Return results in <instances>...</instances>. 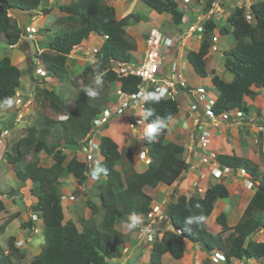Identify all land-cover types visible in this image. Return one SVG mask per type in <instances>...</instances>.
I'll return each instance as SVG.
<instances>
[{"label": "trees", "instance_id": "16d2710c", "mask_svg": "<svg viewBox=\"0 0 264 264\" xmlns=\"http://www.w3.org/2000/svg\"><path fill=\"white\" fill-rule=\"evenodd\" d=\"M41 1L0 0V35L6 45H18L22 49L30 71L33 69V58L25 51L23 43H20L24 32L17 19L9 15V10L16 8L31 13L40 7ZM141 1L158 14L170 15L169 22L174 26L179 27L183 23L185 12L176 0ZM212 1L206 0L203 12L208 11ZM58 8L60 14L49 25L39 29L40 32L48 33L50 40L47 49L38 52L35 57L51 77L59 83L68 81L74 87V104L63 119L43 118L37 126H29L12 145L11 152L5 155L18 181L31 182L29 193L35 199L31 210L42 220L44 244L27 264H106L120 258V244L124 234L116 225L126 221L132 214L142 216V225L145 224V217L153 203V198L145 188L153 189L159 184L173 188L163 213V223L166 222L169 229H162L161 237L150 244V264H164L162 255L165 253H170L173 259L183 258L187 242L197 243L206 253L221 252L228 263L233 260L247 263L252 259L264 258V241L252 238L257 228L264 230V172L259 171L245 155L215 154L220 165L234 172L244 169L257 184L238 221L230 226L227 213L222 211L215 218L220 230L211 232L206 219L219 199L229 197V190L223 181H218L207 186L203 193H180L175 182L188 170V164L183 157V144L167 139L169 128L156 143L149 142L143 134L142 144L150 158L143 170L135 166L129 148L119 147L110 136L101 135L98 148L102 160L94 168L100 165L107 171L101 175L102 181L95 187L98 202L86 200L91 210L89 218L81 215L75 221L65 215L60 192L61 179L71 175L80 184H84L87 181L85 173L88 166L75 155L68 157L64 148L80 145L91 128L92 119L109 105L112 94L110 87L118 83L120 89L128 94L138 90L141 83L139 77H119L113 66L136 61L133 53L137 44L128 34L127 28L138 23L140 17L129 12L116 18V10L110 0H70ZM247 8L254 16L253 22L246 18V6L236 4L223 24L213 18L206 19L202 25L198 49L186 50L184 53V58L198 76L204 78L210 75L212 87L216 90V99L211 108L216 115L235 110L247 115L254 107L245 98L254 99L258 89H264V0L254 1ZM50 10L42 9L45 14ZM216 30L220 35L231 34L234 38L233 48L223 51L225 69L233 75L230 81L206 68L207 55ZM90 34L104 38L93 55L99 70L105 73L103 87L94 99L87 97L84 92L94 79L92 62L82 70V85L78 84L77 79H70L67 67V58L72 49L89 38ZM20 77L19 67L8 55L2 56L0 104L15 95L20 87ZM36 90L56 110L61 109L64 102L54 88L49 90L37 86ZM148 92L155 91L150 88ZM149 108L154 109L158 116L171 115L173 119L180 112L177 101L164 98L158 103L144 102L143 110ZM151 119L146 122L150 123ZM1 133L2 129L0 137ZM240 139L241 150L244 152L246 139L241 129ZM41 152L51 158L49 165L40 164ZM27 155H31L32 159L26 160ZM11 191L6 189L2 194L12 196ZM4 209L0 199V212ZM201 215L205 218L203 222L190 225L185 223L188 217ZM98 216L99 221H96ZM21 226L26 227V224L22 223ZM15 241L16 237L11 235L5 246L0 244V264H17L13 258H25L26 252L17 247Z\"/></svg>", "mask_w": 264, "mask_h": 264}, {"label": "rangeland", "instance_id": "374dc122", "mask_svg": "<svg viewBox=\"0 0 264 264\" xmlns=\"http://www.w3.org/2000/svg\"><path fill=\"white\" fill-rule=\"evenodd\" d=\"M44 1L45 0H42L41 3H44ZM176 1L179 4H181L182 6H184L183 0H176ZM225 1L226 0H223V3L220 4L222 7H225V11H223L221 13H215V15H214L216 17V22L219 24H223L225 22V19H226L228 13H230V11L234 7V4L236 3V0H232V1L230 0L229 6H226L224 4ZM112 3H114L116 5V7L118 8V5H117L118 3L116 1H112ZM127 4H128V9L130 10V12L135 13V14L139 15V17H140V21L138 23H136L132 26H128V28H127L128 34L131 35L135 39L136 44H137V49L133 53L136 60L139 59L140 57H142V55H143V51H144L145 46H146L145 38L149 35L152 27H157L164 34L170 35V36L175 37L177 39L179 38L182 40V42L187 41L185 43V45H181V44L176 45V47L178 48V56L183 55V52H186V48H189L191 50L194 47H196V45H198L200 43V39L198 38V36L201 35V31L198 30L200 28V26L198 27V29L196 28V26L200 22H202L201 19L203 20L204 15H206V14H203L201 12L199 14L200 17L198 19H195V21H194V19L191 20L192 22L196 23V26L193 28H189L187 26L186 22H188L190 19L188 17V15H187L186 22L184 21L179 27H176L171 22H169V20H165L164 17L166 15V13H163V14L156 13L155 11L151 10L147 5H145L141 0H129ZM122 5H123V3H122ZM249 5H250V2L247 1L246 6H249ZM195 6H199V3H196ZM201 11H203V10L201 9ZM115 14H116V11H115ZM117 17H119V16L117 15L116 18ZM29 21H30V19H29ZM195 23H193V24H195ZM46 24H48V21ZM38 26H40L39 23H38ZM42 27H39V29ZM179 29H180V31H179ZM214 33L217 35L219 34L218 30H216ZM33 35H35L33 40L32 39L30 40L29 38L27 39V42L30 44L31 50H33L35 48L36 44H38V46L35 48V53H38L39 50L46 49L47 48L46 47L47 42H49V40H50L49 34L39 31V33L38 32L33 33ZM218 38H219V42H217V44L221 45V48L219 51H212L211 48L209 49V53L207 55V61H206L207 62L206 68L210 72V71H212L211 66H213L216 70V73L219 76H221L224 80L228 81L230 79V77L232 76V74L225 69V66H224L225 58L223 55V51L233 48L234 38L231 34L222 35V36L218 35ZM103 40L104 39L101 36L92 34L91 37H89L83 41V42L86 41L85 44L81 43L80 45L75 46L72 49V51L70 53L71 54L73 53L74 57L67 59V67H68V72H69L68 74H69L70 79H77L79 85L83 84V81L81 79L82 70L86 64H88L89 62H92L93 59L90 55L93 53L94 48H99L101 46ZM214 44H216V43L214 42ZM85 50L88 51V54H85V52H84ZM7 52H9V47L4 42H0V56H2L3 54H5ZM20 53L21 52L17 48H14L10 52V54L13 56V58H17ZM77 56H78V58H77ZM84 58H85V60H84ZM173 58L175 59L176 57L173 56ZM176 60L179 61V59H176ZM181 62L184 63V67L181 69V73H182L184 79L186 80L187 84H189L193 88H198L199 86H204L208 96H212V95L214 96L216 94V90L209 84L210 78H207V80H206V79H202L201 77H199L194 72L192 67L189 65L188 61L186 59H184L183 57L181 59ZM34 65L36 67L41 66L40 63H36V62H34ZM22 67H25V69L23 68L21 71V74H22L21 81H22L23 87H21L19 90H20V93L24 94L22 96L26 97L25 100L26 101L29 100V101H27V105H26L25 110H24V111H26V115L19 121V124H17V126H16L17 128L15 130L14 129H8V136H5L3 138L4 142L2 143L0 150L2 152L4 151V153L0 159V166H4L6 164V162L3 160V158L5 159L6 152H11V149H12L11 145H13V143L16 142L18 140V138L25 133V130L29 126H32V125L37 126L39 121L43 118L63 119L66 117L67 113L70 111V109L72 108V106L74 104L75 89L72 85L69 84L68 81L63 82V83H59V81L54 78V79H49L48 82H41V87H47L48 89L53 87L62 97L64 104H62L63 106L61 107L60 110H56L49 103L48 100L44 99L43 96H41L37 92L36 87L38 85H35L33 83L32 79H30V76H28L29 70H28L27 62L25 60L22 64ZM167 67H169V65L167 64V62H165V68L167 69ZM208 76H210V75H208ZM209 86H210V88H209ZM111 88H112V94H111V97L109 100L110 101L109 105L112 106V108H113L114 107L113 103L117 102V94L115 93V91L119 88V84L116 83L112 87H110V89ZM208 92H210V93H208ZM8 109L9 108H3L4 112H6ZM139 110L142 111V106H140ZM180 112L183 113V110H180ZM1 117H2V113H0V128L2 129L5 125V123L3 121H1V119H2ZM133 118H134V115H132V114L130 115V111L127 110L123 114V116L114 117L111 120V122H109L107 124L106 127L100 128L98 133H97V131H95V135L97 134V136H96L97 140H98L99 134L108 135L118 143L119 147L129 148L130 151L132 152V157H133L134 161L136 162L137 169L143 170L145 168V165H144V162H143L140 154H141V150H144V148L142 146V143H141V140L139 139V137L142 136L141 134H143V128H145L146 126L144 125L143 128L139 132L134 131V129L132 128V125H131L133 122ZM210 146H209V148H210ZM64 151L68 155V157L76 155L81 160L85 159L84 151H80L76 147L68 146V147L64 148ZM99 154L100 153L98 151L94 152L96 161L102 160V157H100ZM39 158H40V164L49 165L51 163V158L48 155H46L44 152L39 153ZM25 159L31 160L32 156L27 155ZM1 169H4V168H1ZM7 173L9 175V177H8V175H6V177H5V179L7 180L6 183L13 186V187L17 186L16 180H15L16 177H15L14 169L12 170L8 167ZM227 174H228V176H230V175L232 176V177H228L230 179L225 180V182H226L225 185H227L230 190L233 189V186H232L233 178H236V181L245 185V181H244L245 178H243L242 176L236 175V174L233 176L234 173H232V171H229ZM182 179L183 178H180L178 181H180ZM3 181L4 180H2V182ZM70 181H73L74 186H75L74 193L76 194V196H75V200H73V203H74L73 206H75L76 214H78L77 217H79L81 215L83 216L85 213L86 217L89 218L91 216V210H90V208L87 207L86 200L91 199V200L95 201L96 203L98 202V198L96 197V193H95V187L102 180H99L97 182L88 181L84 185L78 184L77 180L74 178H71ZM2 182L0 183V193L2 192V190L4 191L7 189V188H2ZM177 182H175V183H177ZM203 184L200 183L198 185L203 186ZM160 185L164 186V188L161 187ZM160 185L155 187L154 190H152L151 188H145L146 192L150 193L151 197L154 200L156 199L155 194L161 195V192L159 189H162L163 191L166 190L167 185H165V184H160ZM26 187H27V184H24L22 186V189L20 192L21 194L19 193L20 196L18 198H16L17 199L16 205H17V207L19 206L18 211L14 210L11 207L12 205H10L11 201L7 200L6 205L8 208L1 211V213H0V244L5 246L7 243L6 239H8V237L11 235H14L15 237L18 236L19 239H23V240L25 238V242H23V245L20 247L23 251L26 252V256L23 260H18L17 258H14V261L17 264H27L28 261L31 259V257L34 256L37 253V251H39V249L42 248V246L44 244V236H43V232H42V226H40L38 224V222L40 220H36L37 215L32 213L31 202H30L31 201V195L26 190ZM198 189L199 188L196 187L194 192H197ZM251 190H253V188ZM19 191L17 190L16 192H19ZM171 192H172V189L168 195L169 196L168 198H170ZM164 195H165V193L162 192V196L160 198H158V200L164 199ZM7 197L11 198L10 195H8ZM166 198H167V196L165 195V199ZM228 200H227L228 204L224 210V212L227 213V222L230 220L229 219L230 217L235 216V215H237V213H239L240 209H242V207H243V204H242L243 200L245 201L246 198H243L241 195H239V192H236L235 197H233V200L232 199H228ZM165 203H167V201ZM235 203H236V205H234ZM215 207H216V205H215ZM69 208H70L69 206L65 207V209H64L65 215L67 217H71L73 220L76 219V221H77V217L75 218V216L73 215L72 211ZM217 209H218V207H217ZM217 209L214 210V212H213L214 214H216L218 212ZM80 213H83V214H80ZM31 214H32V216H31ZM96 221H99V216L96 217ZM207 221H208V223H207L208 229L211 232H216L214 230V227L212 226V224L210 222V218ZM22 223H25L26 227H22L21 226ZM31 226H33V228ZM1 227H3V228L1 229ZM24 228L27 230V232ZM116 228L124 234V239L122 240L123 245L120 244V249H121L122 255H124V257H126L125 263H123V264H150L149 263V255H150L149 247L143 246L145 248L143 250H140L142 248V245L137 244V242L140 240L138 238V233H137L138 229H136L132 232H128L123 227V223L117 224ZM160 228L161 229L162 228L167 229L169 227L167 226V223L165 222V223H162ZM2 232H4V233H2ZM32 237H33V239L31 241L30 239ZM252 238L256 241H264V230L262 229L261 231H258L256 233L252 234ZM27 239H29V241H27ZM130 242H131V244H130ZM128 243H129V245H128ZM136 244L138 246V247L135 246L137 251L134 250V248L132 251L130 249H125V247H124V246L130 247L131 245H136ZM187 250H189V248H187ZM202 251H204V250L202 249ZM165 254L162 255L163 263L164 264H175V262H174L175 259H173L171 257V255L166 257ZM207 257H208L207 261H209V263L203 259L202 253L197 252V254H193V253L190 254V251H187L184 254V260L182 261V264H264V258L258 259V260L252 259L247 263H245V262L241 263V261H236V260L230 261V263L225 262V261H220V262L216 263V262H213L209 259L210 258L209 253H208ZM110 261H108L106 264H117L116 262L111 263Z\"/></svg>", "mask_w": 264, "mask_h": 264}, {"label": "crops", "instance_id": "0c3cea01", "mask_svg": "<svg viewBox=\"0 0 264 264\" xmlns=\"http://www.w3.org/2000/svg\"><path fill=\"white\" fill-rule=\"evenodd\" d=\"M69 1L70 0H45L44 3H41V5L38 9L34 10V15L32 16V19L29 21V25L30 26L34 25L35 27H38V28L42 27V26L49 25L53 21V19L57 15L60 14V10H59L58 6L65 4ZM112 1H116L118 3L117 4L118 8L116 7V5L114 3H112ZM128 1L129 0H110L111 4L114 5V7H115L116 16L117 15L119 16L117 18H121L130 12V10L128 9V4H127ZM185 1H188L186 3L189 6H190V4L191 5L194 4V8H195L194 12L187 11V13H186V17L188 15V17L190 18L188 22L192 23V21H191L192 19H194V21H195V19L200 17L199 13H200L201 8L199 6H195V4L198 3L199 1H195V0H185ZM229 1L230 0H226L224 2V4L226 6H229ZM240 1L241 0H236V3L240 2ZM122 3H123V5H122ZM235 4H234V7H235ZM200 6H202V4H200ZM43 8H50L51 10H50V12L45 14L42 11ZM186 17H185V19H186ZM164 18H165V20H170V15L166 14ZM47 21H48V24H46ZM38 23L40 24V26H38ZM179 31H180V29H179ZM91 36H92V34L90 35V37ZM34 37H35V35H32V37H30L29 39L33 40ZM0 38H1L0 42H4L1 35H0ZM27 39H28V36H24L21 43H23L24 48L30 54H34L35 48L38 46V44H36L35 48L33 50H31L30 44L27 42ZM186 42L187 41H183L182 44L185 45ZM217 42H219V38H218ZM85 43H86V41L82 42V44H85ZM47 46H48V42H47ZM198 46H199V44L196 45V47H194L193 49L196 50L198 48ZM219 47L221 48V45H219ZM14 48H17L21 52L17 58H13V56L10 54V52ZM186 49H188V48H186ZM39 51H41V50H39ZM84 52H85V54H88L87 50H85ZM6 54L11 58V61L14 64H17V66L19 67V69L21 71L23 68L25 69V67H22V64L24 62V53H23L22 49H20L19 47H9V52L3 54L2 56L6 55ZM2 56H0V58ZM72 57H74V55H73V53L72 54L70 53V55H68V59L72 58ZM77 58H78V56H77ZM84 60H85V58H84ZM211 69L215 70V68L213 66H211ZM215 72H216V70H215ZM28 74L30 76L29 72H28ZM232 77H233V75L230 77L229 80H231ZM201 78L207 80V78H210V76L204 77V78L201 77ZM209 84L212 86L211 80H209ZM21 87H23L22 81L20 83L19 89ZM209 88H210V86H209ZM19 89L17 90V92L20 93ZM208 93H210V92H208ZM213 97H216V94ZM245 100L250 106H253L254 109L252 108L250 110V112L247 115H245L244 117H242L240 120H237V121H233V120L232 121H220L217 125H212L211 119H208L205 116L204 111H203V107H202V102H200L201 104H199L198 110L196 112H191L190 110H185V111H183V113L179 112L178 116L176 118H174L172 120V123L170 124L169 134H168L167 139L170 141L179 142L181 144H185V143L190 144L193 141V136H194L193 131L195 129V119L196 118L200 119V122L202 124H204L205 128L207 129V131L209 133V140H210V143L208 145L209 151H212L215 153L245 155L257 166V169L259 171L264 172V89H258L257 96L254 99L246 97ZM12 109H13V106L8 109L9 111L7 110L6 112H4V110H2V114L3 113H9V115H10ZM255 109H257L258 112ZM2 120L3 119H1V121ZM7 123L8 122H5V124H7ZM240 129L243 131V135H245V139H246V145H245L246 150L244 152L241 150ZM139 139H140V137H139ZM209 146H210V148H209ZM199 152H201V151L197 148L196 153L191 155V160L188 163L189 167H188L186 174H184V176L182 177L183 178L182 180H180L176 183V186L179 188V191L182 194L190 195L191 193L194 192L196 187L199 188L197 191L203 193V191L205 190V188L207 186L221 180L219 178L213 177V175L211 173V169H217L218 167H213V166L209 165L208 163L204 164L201 161V157H200L201 154ZM3 153H4V151L2 152L0 150V159L3 155ZM3 160L6 162V164L5 165L3 164L4 166H0L1 168H4V169L0 168V183L2 182V180H4L2 182V188H7V191L12 189L13 191H11V192H13V193H12L11 198H8L5 194L2 195L1 194L2 192H1L0 193V199L4 203L5 209L8 208L6 205V203H7L6 201L10 200L11 201L10 205H12L11 207L14 210L18 211L19 206L17 207V205H16L17 204L16 198H18L20 196V194H21L20 192H21L22 186L24 184H27L26 190L29 192L31 182H29L28 180H27V182L26 181L25 182H19L18 179L16 178L15 180H16L17 186L13 187V186L7 184L6 183L7 180L5 179L6 175H8L7 168L9 167L10 169L13 170V166L11 164H9L6 161V159L3 158ZM134 164L136 166L135 161H134ZM8 177H9V175H8ZM230 177H232V176H230ZM71 178H73V176L69 175L68 178L65 177V178L61 179V181H62L61 192L64 195L62 198V203H63L64 209L67 206L70 207L69 209L72 211L73 215L76 218L78 216V214H76L75 206H73L74 203L67 196V195H72L74 193V189H75L73 181H70ZM228 179H230V178H228ZM222 181L226 184L225 180H222ZM200 183L201 184L204 183L203 186H199L198 184H200ZM160 186L164 188V186H162V185H160ZM232 186H233L232 190H230L229 187L227 186V188L229 190V197L225 198V199H219L216 202V207H214V208L217 209V207H218V209H217L218 212L216 214H214L213 212L215 209H213L210 216H208V218L206 219V223H208L207 220L210 218V222H211V224L214 227V230L216 232L220 230V227L217 226V224L215 223V218L217 215H219L220 212L225 210V208L228 204V201H229L228 199L233 200V197H235L236 192H239V195H241L243 198H246L245 201L243 200V203H242L243 207H242V209H240L239 213H237V215L229 218L230 220L228 221V224L230 226H232L240 218L245 206L247 205L249 199L251 198V196L254 192V190H251V188H248V187H246V185H243L242 183H239L238 181H236V178H233ZM154 189L155 188H153L152 190H154ZM171 189H173L171 186H169V187L166 186L165 191H163L162 189H159L161 192V195L155 194L156 199L155 200L153 199V202H155V203L157 202L156 204L160 207H163L164 205H166L165 202L166 201L168 202V200H169L168 195H169ZM17 190L18 191L20 190V191L16 192ZM4 191H6V190H4ZM162 192L165 193L167 198L165 199V195H164V199L158 200V198H160L162 196ZM148 194L151 195L150 193H148ZM33 201H35V199L33 197H31L30 202L32 203ZM234 205H236V203ZM161 213L163 214V212H161ZM84 215H85V213H84ZM31 216H32V214H31ZM85 217H86V215H85ZM36 220H40L38 222V224L40 226H42L41 219L37 217ZM75 221H76V219H75ZM31 227L33 228V226H31ZM26 232H27V230H26ZM2 233H4V232H2ZM18 239H19V237L16 236V240H18ZM32 239H33V237L30 240L32 241ZM27 241H29V239H27ZM130 244H131V242H130ZM137 244H139V242H137ZM137 244L131 245L130 247H127V246H124V247H125V249H130L133 251V248H134V250H136L135 246L138 247ZM128 245H129V243H128ZM186 247L189 248V250H187V248H186L185 252L190 251V254H192V253L197 254V252H200V253H202L203 259L209 263V261H207L208 253H206L205 251H202V248L197 243L187 242ZM40 249H39V251H40ZM140 250H143V249L141 248ZM39 251H37V253ZM169 255H170L169 253L165 254L166 257ZM125 259H126V257H124V255H122L119 259H114V260H111L110 262L111 263L116 262L117 264L118 263L123 264V263H125ZM183 260H184V257L181 259H175L174 262H175V264H182Z\"/></svg>", "mask_w": 264, "mask_h": 264}, {"label": "built area", "instance_id": "2783aa9c", "mask_svg": "<svg viewBox=\"0 0 264 264\" xmlns=\"http://www.w3.org/2000/svg\"><path fill=\"white\" fill-rule=\"evenodd\" d=\"M219 1L215 0L212 4L213 10L219 9ZM255 1V0H249ZM247 18L250 19V14H247ZM34 30V29H32ZM216 40V36L213 37ZM177 39L175 37L165 35L157 29H152L151 33L146 39V46L143 51L142 57L137 59L135 62L131 63H117L113 66L114 71L119 77L133 75L139 77L141 80L139 89L137 92L132 94H126L118 88L116 90L118 94L117 102L112 106L105 107L99 114H97L91 122L92 129L84 141L79 146L81 151L85 153V161L88 163L90 170L86 175L94 179L91 175L93 169H91V161L93 160V151L97 149V143L92 138L93 133L102 127L105 123L112 117L123 116V114L128 110L130 113L135 111L140 106H143V101L140 99V93L142 91H148L153 88L155 92H159L161 88L165 89L164 99H170L178 102L180 110H190L191 112H196L198 110V102L204 100L203 108L204 114L211 119L212 125H217L220 121L227 120H238L243 116L242 111H225L220 115H216L212 111V105L215 101L214 97L208 96L206 89L204 87L193 88L187 84L184 79L181 69L184 67V63L181 62L182 56H178V51L176 49L175 43ZM213 50H218L217 46H212ZM173 56L176 58L174 59ZM178 57V58H177ZM176 59H179L177 61ZM165 62L169 65L167 69L165 68ZM37 73L42 74L41 69L36 70ZM24 104L20 97L15 99V110H17V116L15 122L20 121L22 114L19 112ZM140 120L133 119L132 126H138ZM7 131H4V134ZM90 135V136H89ZM209 144V133L207 129L200 122V119H195V129L193 141L186 145V150L188 154L195 152V147H198L201 152V161L205 164L212 162L213 167H219L220 165L217 161L213 160L214 153L207 152ZM145 155V161H148L146 152L143 151ZM212 157V158H211ZM230 171L228 167H222L221 170L212 169V173L215 177H220L227 174ZM240 174H246L244 169H241ZM245 183L248 188L252 186V182L246 178ZM162 208L156 204H153L150 211L147 213L145 219L146 223L141 225L138 229L139 242L143 246H149L157 237L161 236L160 227L163 223ZM214 262L224 260V257L219 252H214L211 256Z\"/></svg>", "mask_w": 264, "mask_h": 264}, {"label": "clouds", "instance_id": "9594fccd", "mask_svg": "<svg viewBox=\"0 0 264 264\" xmlns=\"http://www.w3.org/2000/svg\"><path fill=\"white\" fill-rule=\"evenodd\" d=\"M195 1H199L198 3H199V7L203 10V8H204V6H205V3H206V0H195ZM215 0H213L212 1V4H213V2H214ZM247 1H249V0H241L240 2H237L236 4L238 5V6H246V2ZM255 1H257V0H255ZM183 4H184V6H182L181 4V6L183 7V9H184V12L185 13H187V11H190V12H194V10H195V8H194V4L193 5H191L190 4V6L189 5H187V3L186 2H188V1H185V0H183ZM250 2V4L251 3H253L254 1H249ZM221 3H223V0H220L219 1V9H216L215 8V10H213V12H210V10L212 9V4H211V7L208 9V11L205 13V12H203V11H201V9H200V13L202 12L203 14H206V15H204V18H203V20L201 19V21L202 22H200L197 26H196V23L195 22H192V23H189V22H186V20H187V17H186V14H184V20H183V22L185 21L186 23H187V26L189 27V28H193V27H195L196 26V28L198 29V27L200 26V28L198 29L199 31H201V29H202V25H203V22L206 20V19H209V18H213V19H215L216 20V17L214 16L215 15V13H221V12H223V11H225V8L224 7H222L220 4ZM200 4H202V6H200ZM235 4V5H236ZM250 6V5H249ZM249 6H246V11H245V14H246V18H247V14H250V16H251V18L250 19H248L247 18V20L248 21H250V22H253L254 21V16L248 11V8L247 7H249ZM26 12V11H25ZM231 12V11H230ZM29 14H30V20L32 19V16L34 15V11L33 12H28ZM199 13V14H200ZM32 14V15H31ZM202 14V15H203ZM229 14V13H228ZM9 15H10V13H9ZM200 16V15H199ZM185 17H186V19H185ZM29 19H28V21H27V25H26V28H25V31H23L24 32V35H22V38H21V40H20V43H21V41L23 40V37L24 36H28V38H30V37H32V35H33V33H39V28L38 27H35L34 25L33 26H30L29 25ZM198 19V18H197ZM18 21V20H17ZM193 23H195V25L193 24ZM201 24V25H200ZM32 29H34V30H32ZM152 29H157V30H159L157 27H152L151 28V30ZM193 30V29H192ZM159 31H161V30H159ZM162 32V31H161ZM27 33V34H26ZM150 33H151V31H150ZM150 33H149V35H150ZM163 33V32H162ZM164 34V33H163ZM91 35V34H90ZM149 35L145 38V41H146V39H148V37H149ZM166 35V34H165ZM218 35H220V34H218ZM218 35L217 34H215L214 33V36H216V40H214L213 39V37H212V40H213V44H212V46H217L218 47V50H213L212 49V46L210 47L211 48V50L212 51H219L220 50V47H219V45L217 44V41H218ZM170 36V35H169ZM220 36H222V35H220ZM90 37V36H89ZM103 38V37H102ZM198 38L200 39V35L198 36ZM104 39V38H103ZM177 39V38H176ZM214 42L216 43V44H214ZM5 43V42H4ZM49 43V42H48ZM177 44H181V45H183L182 44V40L181 39H177V41H176V43H175V46L177 45ZM8 46V45H7ZM24 46V45H23ZM8 47H19L18 45L16 46V45H13V46H8ZM48 47V46H47ZM20 48V47H19ZM21 49V48H20ZM25 49V48H24ZM47 49V48H46ZM97 49L98 48H94L93 49V53L90 55L91 57H92V64H93V72L95 73V75H94V79H93V82H92V85H90V86H87L85 89H84V92H85V95L87 96V97H89V98H97L98 96H99V94H100V92H99V90L103 87V84H104V75H105V73L104 72H102V71H100L99 70V66L97 65V63H96V60H95V58H93V55H94V53L97 51ZM176 49H177V51H178V48L176 47ZM198 49V48H197ZM196 49V50H197ZM43 50H45V49H43ZM186 50H190L189 48L188 49H186ZM191 50H193V49H191ZM25 51H27L26 49H25ZM42 51V50H41ZM41 51H39V52H41ZM183 52V51H182ZM24 53V52H23ZM27 53L28 54H30L28 51H27ZM184 53L185 52H183V55H181L183 58H184ZM35 54H37V53H34V54H30L31 55V57L33 58V62H36V63H40L41 64V66H35L34 64H33V69L30 71L29 70V65H28V63H27V65H28V70H29V73H30V79H32V81H33V83L35 84V85H38V86H40L41 87V82H48V80L49 79H54L53 77H51L48 73H47V70H46V68L44 67V65H42V63H41V61L39 60V59H37L36 57H35ZM70 55V54H69ZM68 59V58H67ZM185 59V58H184ZM24 60H25V55H24ZM26 61V60H25ZM27 62V61H26ZM122 63V62H121ZM125 63V62H124ZM189 63V62H188ZM15 65H17V64H15ZM116 65V64H115ZM190 65V64H189ZM37 69H41L42 71H43V73L42 74H39V73H37L36 72V70ZM114 70V69H113ZM21 76H22V74H21ZM28 76H29V74H28ZM20 83H21V77H20ZM140 85V84H139ZM199 87H204V86H199ZM42 88H46V89H48L47 87H42ZM53 87H51L50 89H52ZM120 88V87H119ZM205 88V87H204ZM19 89V88H18ZM17 89V90H18ZM49 89V90H50ZM138 89H139V87H138ZM121 90V89H120ZM122 91V90H121ZM138 91V90H137ZM136 91V92H137ZM165 89H163V88H161L160 90H159V92L157 93V92H148V91H142L141 93H140V99L143 101V102H145V103H147V102H156V103H158L160 100H162L164 97H165ZM115 93L117 94V92L115 91ZM125 93V92H124ZM135 93V92H134ZM207 93V92H206ZM126 94H128V93H126ZM132 94V93H131ZM22 95H24V94H22V93H19V92H17L16 91V93H15V95L12 97V98H8V99H6L5 101H3V103L2 104H0V107H3V108H11L12 106H13V109H12V111H11V113H10V115H9V113H3L2 114V121H4V123L5 122H8L7 124H5L4 125V127L2 128V133H1V137H0V147H1V145H2V143L4 142V140H3V138L5 137V136H8V129H16L17 127V124H19V121L18 122H15V118H16V116H17V110H15V99L17 98V97H20L21 99H22V102H23V104H24V106L23 107H21V110L19 111L23 116H22V118L26 115V111H24L25 110V107H26V105H27V101H29V100H25V98L26 97H23ZM208 95V94H207ZM211 97H213V96H211ZM117 98H118V94H117ZM215 99H216V97H214ZM200 102H202V107H203V103H204V100H201V101H199L198 102V106H199V104H201ZM115 103V102H114ZM113 103V104H114ZM144 104V103H143ZM108 106H110V105H108ZM105 107H107V105L105 106ZM104 107V108H105ZM3 108H2V110H3ZM103 108V109H104ZM140 108V107H139ZM139 108H137L135 111H132L131 113H130V115L132 114V115H134V118L135 119H138V120H140V124L138 125V126H132V128L134 129V131H136V132H139L142 128H143V126L145 125L146 127H145V129L143 128V134H144V137L149 141V142H151V143H156V142H158V140H159V137L161 136V134L167 129V128H169V126H170V124L172 123V120H173V117L171 116V115H168V116H166V117H161V116H158V115H156V113H155V111H154V109H145V110H143V106H142V111L141 110H139ZM102 109V110H103ZM2 110L0 111V113H2ZM101 110V111H102ZM180 110V109H179ZM186 110V109H185ZM184 109H183V111H185ZM9 111V110H8ZM203 111H204V108H203ZM99 114V113H98ZM206 116V115H205ZM245 115L243 114V116L242 117H244ZM115 117V116H114ZM114 117H112L109 121H108V123L109 122H111V120L114 118ZM152 117H155V119H151ZM207 117V116H206ZM241 117V118H242ZM21 118V119H22ZM133 118V119H134ZM208 118V117H207ZM240 118V119H241ZM20 119V120H21ZM94 119V118H93ZM92 119V120H93ZM151 119V122L150 123H147L146 121H149ZM209 119V118H208ZM240 119H238V120H240ZM227 121H232L231 119L230 120H227ZM233 121H235V120H233ZM237 121V120H236ZM92 122V121H91ZM108 123H105L102 127H100V128H103V127H106L107 126V124ZM90 125H91V123H90ZM132 125V124H131ZM203 126H204V124H203ZM205 127V126H204ZM99 128V129H100ZM1 129V128H0ZM92 129V126H91V128H90V130ZM99 129H97L96 131H97V133H98V131H99ZM7 131V133H5L4 134V131ZM90 130L88 131V133H87V135H86V137L88 136V134H90L91 135V133H89L90 132ZM194 132V131H193ZM143 134H142V136L140 137V140H141V143H142V138H143ZM194 134V133H193ZM89 135V136H90ZM101 135H104V134H99V137L101 136ZM96 136H97V134L95 135V132L93 133V135H92V138H93V140L95 141V143H97V146H98V144H99V137H98V140L96 139ZM108 136V135H107ZM21 137V136H20ZM19 137V138H20ZM85 137V138H86ZM18 138V139H19ZM84 138V139H85ZM88 138V137H87ZM84 139H83V141H84ZM82 141V142H83ZM81 142V143H82ZM81 143H80V145H81ZM209 143H210V140H209ZM14 144V143H13ZM79 145V146H80ZM186 145H188V144H183V146H184V152H183V157H184V159H185V162L188 164L189 162H190V160H191V155H193V154H195L196 153V149L198 148V147H195V152L194 153H190V154H188V151L186 150ZM209 145V144H208ZM12 146V145H11ZM79 146H76V148H78V150H80V148H79ZM142 146H143V144H142ZM208 147V146H207ZM143 148H144V150H141V158H142V160H143V162H144V165H146L149 161H150V158L148 157V155H147V151H146V149H145V147L143 146ZM199 149V148H198ZM200 150V149H199ZM81 151V150H80ZM95 151H98L99 152V148L97 147V149L96 150H94L93 151V160L91 161V169H93L92 170V172H91V175H92V177L94 178V179H91V178H89L87 175H86V173H88V171L90 170V168H89V166H88V163L85 161V159L84 160H82V161H84V162H86L87 163V166H88V171L85 173V176L87 177V181L84 183V184H86L88 181H91V182H97V181H99V180H102V174H106V169L105 168H103L102 166H100V165H97L95 168H94V165L95 164H97L99 161H96L95 159V155H94V152ZM143 151H145L146 152V157H147V159H148V161H145V157L144 156H142V155H145V153H142ZM201 151V150H200ZM208 153L209 152H212V151H207ZM100 153V152H99ZM200 153V152H199ZM212 153H214V157H213V160H215V161H217L216 159H215V152H212ZM76 156V155H75ZM99 156L100 157H102L101 156V154H99ZM212 158V157H211ZM79 159V158H78ZM188 161H187V160ZM79 160H81V159H79ZM205 164V163H204ZM209 165H211L212 166V162H210V163H208ZM220 165V164H219ZM47 166V165H46ZM188 167H189V164H188ZM222 167H226V166H222V165H220V168L218 167L217 169L218 170H221L222 169ZM14 169V168H13ZM230 171H232V173H234L233 175H240V176H242L243 178H248L251 182H252V188L255 186V184L253 183V181L256 183V181L251 177V175H249L247 172H246V174H240V170H238V171H236V172H234L232 169H230ZM15 172V171H14ZM187 172V171H186ZM186 172H184L185 174H186ZM211 173H212V169H211ZM212 175H213V173H212ZM184 176V174H182V177ZM231 176V175H230ZM230 176H228V174H224V175H222V176H220V177H215L214 175H213V177H215V178H219V179H221V180H219V181H222V180H226V179H228V177H230ZM181 177V178H182ZM65 178V177H64ZM74 178V177H73ZM75 179V178H74ZM77 180V179H76ZM253 180V181H252ZM245 181V180H244ZM27 182V181H26ZM30 182V181H29ZM62 182V181H61ZM78 182V181H77ZM177 182V181H176ZM100 183V182H99ZM224 183V182H223ZM62 184V183H61ZM78 184H80L79 182H78ZM84 184H80V185H84ZM225 184V183H224ZM257 184V183H256ZM79 185V186H80ZM245 185H246V183H245ZM246 187H247V185H246ZM250 187V188H251ZM251 188V189H252ZM3 192V191H2ZM60 192H61V186H60ZM194 193V192H193ZM2 194V193H1ZM30 194V193H29ZM3 195V194H2ZM61 195H62V198H63V193L61 192ZM7 196V195H6ZM68 196V198L71 200V201H73V200H75V196H76V194L75 193H73L72 195H67ZM32 197V196H31ZM168 203V202H167ZM166 203V204H167ZM32 204V203H31ZM153 204H156L155 202H153L152 203V205ZM62 205H63V203H62ZM157 205V204H156ZM164 207H165V205L163 206V207H161L162 208V212L164 213ZM63 209H64V207H63ZM34 214V213H33ZM38 217V216H37ZM39 218V217H38ZM41 219V218H40ZM204 217L201 215V216H195V217H188L187 219H186V221H185V223L186 224H188V225H190V224H192V223H201V222H203L204 221ZM41 222H42V220H41ZM142 223H143V217L142 216H140V215H137V214H132L126 221H124L123 222V227L125 228V230L126 231H128V232H132V231H134L135 229H137L138 227H140L141 225H142ZM169 227V226H168ZM139 229V228H138ZM162 229H165V228H162ZM162 229L160 228V232H161V235H162ZM167 229H169V228H167ZM185 230H187V231H190V229H185ZM138 232V231H137ZM161 237V236H160ZM160 237H158V238H160ZM139 238V237H138ZM23 242H25V238H24V240L23 239H18V240H16L15 241V245L17 246V247H19V248H21L20 246H22L23 245ZM139 242V241H138ZM139 244H141L140 242H139ZM2 245V244H1ZM142 245V244H141ZM4 246V245H3ZM145 247H149L150 248V245L149 246H145ZM145 247H143V245H142V249H144ZM41 250V249H40ZM214 252H219V251H214ZM214 252H212V253H210L209 254V257H210V259H211V261H213L212 260V258H211V256L213 255V253ZM219 253H221V252H219ZM222 254V253H221ZM223 255V254H222ZM223 257H224V255H223ZM32 258V257H31ZM119 259V258H118ZM13 260H14V258H13ZM19 260V259H18ZM222 261H225V262H227L226 261V259H225V257H224V260H222ZM214 262V261H213ZM218 262H220V261H218ZM217 263V262H216ZM241 263H243L242 261H241ZM246 263V262H245Z\"/></svg>", "mask_w": 264, "mask_h": 264}, {"label": "water", "instance_id": "95a60500", "mask_svg": "<svg viewBox=\"0 0 264 264\" xmlns=\"http://www.w3.org/2000/svg\"><path fill=\"white\" fill-rule=\"evenodd\" d=\"M9 13L11 16L15 17L18 20V23L21 26L22 31H25L27 21L30 18V14L28 12L21 11V10L16 9V8H11L9 10ZM183 174H185V173H183ZM253 183L256 186V183L254 181H253ZM261 230H262V228H257L254 233L261 231Z\"/></svg>", "mask_w": 264, "mask_h": 264}]
</instances>
